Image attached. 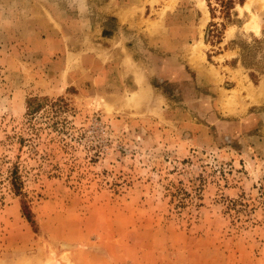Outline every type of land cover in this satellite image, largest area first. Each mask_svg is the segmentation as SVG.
Listing matches in <instances>:
<instances>
[{
	"label": "rangeland",
	"instance_id": "374dc122",
	"mask_svg": "<svg viewBox=\"0 0 264 264\" xmlns=\"http://www.w3.org/2000/svg\"><path fill=\"white\" fill-rule=\"evenodd\" d=\"M107 1L0 0V264H264V0Z\"/></svg>",
	"mask_w": 264,
	"mask_h": 264
},
{
	"label": "trees",
	"instance_id": "16d2710c",
	"mask_svg": "<svg viewBox=\"0 0 264 264\" xmlns=\"http://www.w3.org/2000/svg\"><path fill=\"white\" fill-rule=\"evenodd\" d=\"M208 3H209V7L211 6L210 5V1L207 0ZM216 2V4H218L219 8H220V13L221 15L223 16V18L225 19H228L229 16H230V12L234 9L235 5L238 3V4H241L243 2V0H214ZM211 13H213L212 9H211ZM213 15V14H212ZM222 27V24L218 27L217 24H213V23H210L209 26H208V29L206 31V35H205V38H206V41H210L211 43L213 44H216L219 42L220 38H221V28ZM104 35V33H103ZM105 36H108V34ZM12 187L14 189V191H19L18 190V186H17V179L15 178L16 175L15 173H12ZM23 216L26 218V220L28 221V223L31 225V226H34L35 223L31 217V213L26 209H23Z\"/></svg>",
	"mask_w": 264,
	"mask_h": 264
},
{
	"label": "crops",
	"instance_id": "0c3cea01",
	"mask_svg": "<svg viewBox=\"0 0 264 264\" xmlns=\"http://www.w3.org/2000/svg\"><path fill=\"white\" fill-rule=\"evenodd\" d=\"M112 3H113V0H109V1H107V3H105L104 5H103V8H105V9H111L112 8ZM107 15H109V14H107ZM123 22L124 21H120V23H122L123 24Z\"/></svg>",
	"mask_w": 264,
	"mask_h": 264
}]
</instances>
